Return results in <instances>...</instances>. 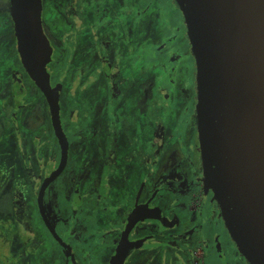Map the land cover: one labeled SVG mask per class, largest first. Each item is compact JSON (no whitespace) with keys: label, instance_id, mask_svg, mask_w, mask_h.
Returning <instances> with one entry per match:
<instances>
[{"label":"flooded vegetation","instance_id":"obj_1","mask_svg":"<svg viewBox=\"0 0 264 264\" xmlns=\"http://www.w3.org/2000/svg\"><path fill=\"white\" fill-rule=\"evenodd\" d=\"M4 3L0 12L7 13L16 69L0 98L9 106L10 134L24 139L23 127L31 132L26 172L38 217L70 264H96L91 259L96 247L102 264H111L120 244L121 264H250L213 193L204 189L197 67L177 2L41 0V26L51 47L46 69L57 88L67 140L65 163L45 185L42 204L61 241L37 205L39 187L59 165L61 148L46 99L20 62L9 0ZM27 88L40 94L47 109L39 122L31 117L23 123L16 113ZM47 131L54 150L46 143ZM86 208L95 222L83 219ZM97 222L118 226L103 247L108 234ZM93 224L97 230H88Z\"/></svg>","mask_w":264,"mask_h":264},{"label":"water","instance_id":"obj_2","mask_svg":"<svg viewBox=\"0 0 264 264\" xmlns=\"http://www.w3.org/2000/svg\"><path fill=\"white\" fill-rule=\"evenodd\" d=\"M175 1L197 67L204 189L213 193L219 215L250 264H264V0ZM9 13L20 62L46 99L61 148L59 165L37 195L41 216L60 240L42 204L45 185L65 163L67 140L57 88L50 85L46 69L51 47L41 26V0H9ZM124 254L120 244L111 264H121Z\"/></svg>","mask_w":264,"mask_h":264},{"label":"rangeland","instance_id":"obj_3","mask_svg":"<svg viewBox=\"0 0 264 264\" xmlns=\"http://www.w3.org/2000/svg\"><path fill=\"white\" fill-rule=\"evenodd\" d=\"M4 2L5 0H0L1 8L6 6ZM7 19L6 11L2 10L0 12V93L5 87V81L16 69L13 57L15 52L11 48L12 33L8 27ZM36 89L38 90V88ZM25 92L22 97L23 106L20 110L17 109L16 113L21 116L20 120L23 123L31 117L39 122L41 116L44 117V114H48L42 97L33 88H27ZM3 100L4 98H0V260L12 258L10 263L2 264H70L66 251L53 240L38 217L33 187L30 181L31 177L29 171L26 172L29 167L31 148L28 137L31 136V132L28 128L23 127V132H26L24 139H17L16 136L10 134L11 121L10 117L8 120L6 118L10 114V110L8 105L5 107ZM47 135L46 143L54 150L48 131ZM46 143L44 142L42 145L46 147ZM42 145H40V148ZM35 153L36 156H33L37 157L39 150L37 149ZM42 156L44 161L49 159L46 154ZM33 166L34 164H32V168ZM36 167H38L37 163ZM31 173H36V169H33ZM47 209L50 210L49 207ZM91 213L92 211L86 208L83 212V219L86 221L91 219L95 222L91 217ZM111 217L112 215L109 214V221ZM50 219L52 224L55 225L54 218L50 216ZM97 224L100 228H105L108 234V239H100V245L103 247L113 237V232L118 226L109 224V222L102 224L97 222ZM70 225L76 227L73 221ZM83 226H85V222L82 220ZM93 226L94 224L90 225L88 230L96 231L97 227ZM27 227L28 229H26ZM79 234L76 229L75 235L83 241L78 236ZM99 249V247H96L91 254V259L96 264H102V260L97 255L100 252Z\"/></svg>","mask_w":264,"mask_h":264}]
</instances>
